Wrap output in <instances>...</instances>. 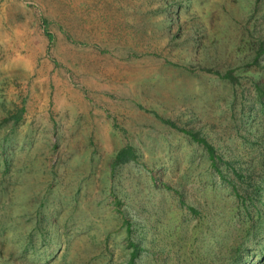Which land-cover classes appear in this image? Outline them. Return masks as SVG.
<instances>
[{
  "label": "rangeland",
  "instance_id": "obj_1",
  "mask_svg": "<svg viewBox=\"0 0 264 264\" xmlns=\"http://www.w3.org/2000/svg\"><path fill=\"white\" fill-rule=\"evenodd\" d=\"M261 45L264 0H0V264H264Z\"/></svg>",
  "mask_w": 264,
  "mask_h": 264
},
{
  "label": "trees",
  "instance_id": "obj_2",
  "mask_svg": "<svg viewBox=\"0 0 264 264\" xmlns=\"http://www.w3.org/2000/svg\"><path fill=\"white\" fill-rule=\"evenodd\" d=\"M261 52H263L264 53V46L263 45H261ZM124 152V151H123ZM122 152V153H123ZM121 153V154H122ZM210 153L212 154V160H213V162L215 163V166H217V161L215 160V155H214V149L212 148V147H210ZM120 154V156L118 157L119 158V160L118 161H120V158H121V156L123 155H121ZM261 218H262V220H264V217H262L261 216ZM259 229V228H258ZM246 264H247V262H245Z\"/></svg>",
  "mask_w": 264,
  "mask_h": 264
}]
</instances>
